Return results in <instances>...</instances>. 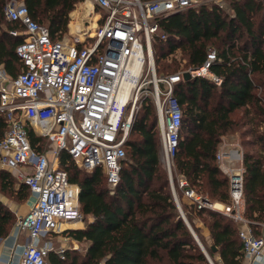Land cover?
Wrapping results in <instances>:
<instances>
[{
    "label": "trees",
    "instance_id": "trees-1",
    "mask_svg": "<svg viewBox=\"0 0 264 264\" xmlns=\"http://www.w3.org/2000/svg\"><path fill=\"white\" fill-rule=\"evenodd\" d=\"M8 0H0V64L11 76L23 68L16 54L24 36L10 30L23 27L6 18ZM31 17L46 25L53 40L69 31L70 14L81 0H23ZM166 37L152 39L158 75L201 67L214 48L217 59L210 70L222 78L217 85L203 76L183 75L176 83L174 96L179 101L183 120L178 151L172 170L175 185L180 180L187 188L209 195L212 200L229 201V181L216 161L221 138L235 127L252 136L246 143L255 151L244 155L245 215L257 236L264 223V5L260 0H232L229 9L201 5L160 19ZM181 53V61L176 53ZM182 65V68H181ZM243 110V111H242ZM238 111L242 114L235 118ZM8 123L0 111V140ZM46 137L30 132L31 145L44 151ZM120 182L109 192L102 168L87 172L78 167L66 152L69 180L79 187L80 209L91 220L83 228L71 229L70 236L87 242L83 254L67 250L61 258L51 251L48 264H211L184 221L174 199L170 177L161 160L158 115L150 97H145L134 114L126 144ZM177 183V184H176ZM30 189L16 185L11 171L0 167V191L17 194L26 200ZM184 189L182 188V191ZM207 196L209 199L210 197ZM211 200V199H210ZM197 233L194 218L203 219L212 243L202 239L215 264H243V242L239 225L230 217L208 208L183 205ZM17 215L0 200V237H6ZM213 246L215 248H213ZM220 256V260L216 256Z\"/></svg>",
    "mask_w": 264,
    "mask_h": 264
},
{
    "label": "built area",
    "instance_id": "built-area-1",
    "mask_svg": "<svg viewBox=\"0 0 264 264\" xmlns=\"http://www.w3.org/2000/svg\"><path fill=\"white\" fill-rule=\"evenodd\" d=\"M232 0H81L71 12L69 37L53 40L46 25L35 21L23 1L10 0L4 12L19 21L23 35L16 54L22 70L11 76L0 64V111L8 129L0 140V167L9 170L32 193L29 210L16 221L15 238L24 236L20 258L4 264H48L51 251L61 258L67 250H79L70 225H78L79 187L69 180L64 152L79 168L92 172L102 168L111 194L120 182L125 144L143 92L153 85L161 140V160L172 182L183 114L174 96L176 83L189 72L217 85L222 78L211 70L217 59L210 48L205 63L172 74L158 75L152 48L155 36L165 38L161 18L201 5L227 10ZM264 5V0H260ZM86 18L80 22L75 17ZM50 140L39 151L31 145L30 132ZM216 161L229 181V201H211L180 180L189 205L208 208L232 218L239 225L244 257L264 255V236H257L245 215L244 155L240 147L222 138ZM173 196L179 204L175 189ZM264 223H262L263 225ZM60 237L55 247L53 236ZM3 238L0 237V242ZM59 242V240H57Z\"/></svg>",
    "mask_w": 264,
    "mask_h": 264
},
{
    "label": "rangeland",
    "instance_id": "rangeland-1",
    "mask_svg": "<svg viewBox=\"0 0 264 264\" xmlns=\"http://www.w3.org/2000/svg\"><path fill=\"white\" fill-rule=\"evenodd\" d=\"M8 1H10V0H8ZM18 1H23V0H18ZM77 8H78V5L75 7V9L73 10V11H75V10H77ZM72 11V12H73ZM80 11H78V12H75V17H76V19H78L80 22H84L85 20H86V18H84V17H82L81 15H79L78 16V13H79ZM69 37V31H68V33L67 34H65L64 36H63V38H68ZM176 57H177V60L178 61H181L182 63H183V61H182V59H181V53L180 52H177L176 53ZM181 68H182V65H181ZM161 75H163V74H161ZM153 89V85L151 84V85H148V88H147V90L146 91H144L143 92V95H147L148 97H150V99H151V101H152V103H153V107H154V110H155V112H157V109H156V105H155V100H154V97L152 96V94H151V90ZM137 111V110H136ZM243 111V110H242ZM242 111H238V113L236 114V116H235V118L236 119H238V116L239 115H241L242 114ZM157 115H158V113H157ZM244 127H238V126H236L235 127V130H231V131H228L226 134H224L223 136H222V138L224 137V138H226L227 140H229V141H231V142H233L234 144H236L238 147H240L241 148V150L243 151V153L244 152H246V151H255L257 148L255 147V146H250V145H248L246 142L247 141H249L250 139H252V136H247L246 134H242V131H244ZM221 138V139H222ZM45 145H47V147H49V144H50V140L49 139H45ZM163 163V162H162ZM163 166V168L165 167L164 166V164L162 165ZM165 170L167 171V169L165 168ZM173 170H175V165L173 166ZM168 172V171H167ZM169 174V173H168ZM170 177V176H169ZM172 178H173V175H172ZM14 179H15V181H16V185H17V187H19L20 186V184H22L15 176H14ZM170 183H171V181H170ZM177 184V183H176ZM173 187H174V189H175V192H176V195H177V198H178V200H179V203H180V206H181V209H182V211L184 212V210H183V205H187L188 203H187V201H186V198H185V195H184V191H182V187L180 186V182L177 184V187H176V185H175V181L173 180V185H172V183H171V188H172V190H173ZM28 191V190H27ZM197 191V190H196ZM173 192V191H172ZM199 193H201V192H199ZM28 195H30V192L28 191ZM207 196H209V195H207ZM210 197V196H209ZM0 198H2V200H3V202L10 208V205H13V204H16V205H20V204H23V203H25V200L24 201H20V199H18V195L17 194H11V193H9V192H2V191H0ZM210 199H211V201H217V200H212V198L210 197ZM179 208V207H178ZM185 214V213H184ZM186 216V215H185ZM186 218H187V216H186ZM92 218H91V216H84V218H83V220L80 222V223H78V225H75L74 223L73 224H71L70 225V227L71 228H78V227H80V228H83V227H85L87 224H88V222L91 220ZM187 220H188V218H187ZM189 221V220H188ZM194 221H195V224H196V226H198L199 228H200V232L199 233H197L196 231H195V229H194V227L191 225V223H190V221H189V224L191 225V228L193 229V231L195 232V234L197 235V237L199 238V240H200V242L203 244V246L205 247V245H204V243H203V241H202V239H204L206 242H207V244H211L212 242L210 241V240H207V238H206V236H205V230H204V226L206 227V224L204 223V221H203V219L202 218H200V217H195L194 218ZM53 239H55L54 241H55V247H58L59 245H61V243L60 242H58L56 239H57V236H53ZM69 243H71V244H73V241L71 240V242H68V244ZM79 246H80V249L79 250H77V251H79V253H81V254H83L84 253V251H85V249H86V247H87V242H81L80 244H79ZM205 249L207 250V248L205 247ZM213 260V259H212ZM213 262H214V260H213ZM100 264H103V263H100ZM214 264H215V262H214Z\"/></svg>",
    "mask_w": 264,
    "mask_h": 264
},
{
    "label": "crops",
    "instance_id": "crops-1",
    "mask_svg": "<svg viewBox=\"0 0 264 264\" xmlns=\"http://www.w3.org/2000/svg\"><path fill=\"white\" fill-rule=\"evenodd\" d=\"M31 199H32V193H30L29 197L25 200V203L20 204V205H16V204L10 205V209L15 212V214L17 215V219H18V217L25 215L28 212ZM0 200L3 201L2 198H0ZM218 202H221V201H218ZM15 225H16V223L14 224L9 235L6 237H2L3 241L0 242V264H4L5 260L11 259V258H13L14 261L17 263V261L20 258V253L22 250V244L24 243L25 238H24V236H21L18 239L15 238V232H16ZM78 228H80V227H78ZM71 229H76V228H71ZM204 230H205L204 234H205L207 240H210L212 242V239L210 236V231H209L208 227L204 226ZM261 236H264V224L261 225ZM60 239H61L60 237H57L56 240H59V242H60ZM71 240L77 241L79 244L81 243L78 240L74 239L73 237H72V239H70L69 242H71ZM216 259L220 260V256L217 255ZM243 264H264V255L261 257H258L254 261L246 259L244 257Z\"/></svg>",
    "mask_w": 264,
    "mask_h": 264
},
{
    "label": "water",
    "instance_id": "water-1",
    "mask_svg": "<svg viewBox=\"0 0 264 264\" xmlns=\"http://www.w3.org/2000/svg\"><path fill=\"white\" fill-rule=\"evenodd\" d=\"M184 75H185L186 78H188V77H192L191 74H190L189 72H186ZM172 182H173V179H172ZM177 205H178V207H179L180 213H181V215H182L184 221L186 222V224L188 225V227H189L190 230L192 231V233H193V235H194L196 241L198 242V244H199L200 247L202 248L203 252H204L205 255L207 256V258H208V260L210 261V263H211V264H214V262H213L212 258L210 257L208 251L205 249V247H204L203 244L200 242L199 238L197 237V235L195 234V232H194L193 229L191 228V225L189 224V221L187 220V218H186L184 212L182 211L181 206H179L178 203H177ZM213 248H215V247L213 246Z\"/></svg>",
    "mask_w": 264,
    "mask_h": 264
}]
</instances>
